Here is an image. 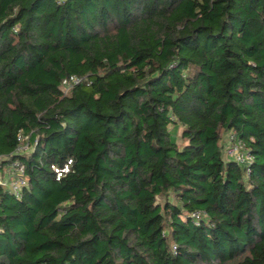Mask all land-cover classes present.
I'll list each match as a JSON object with an SVG mask.
<instances>
[{
  "label": "trees",
  "instance_id": "1",
  "mask_svg": "<svg viewBox=\"0 0 264 264\" xmlns=\"http://www.w3.org/2000/svg\"><path fill=\"white\" fill-rule=\"evenodd\" d=\"M16 164L0 264H264V0H0Z\"/></svg>",
  "mask_w": 264,
  "mask_h": 264
},
{
  "label": "built area",
  "instance_id": "2",
  "mask_svg": "<svg viewBox=\"0 0 264 264\" xmlns=\"http://www.w3.org/2000/svg\"><path fill=\"white\" fill-rule=\"evenodd\" d=\"M82 80L83 78L81 77L72 76L65 84V93H67L74 85L80 84ZM225 147L226 155L229 159L242 165L249 164L252 161V156L242 150L240 144L234 141L233 134L227 136ZM53 169L57 174V179H60L64 174H67L70 171V162L63 168L53 167ZM26 184L27 181L24 177V168L18 164L14 166V169L8 170L6 174L0 175V185L8 187L18 197ZM195 216L196 218L199 217L198 214H195Z\"/></svg>",
  "mask_w": 264,
  "mask_h": 264
},
{
  "label": "rangeland",
  "instance_id": "3",
  "mask_svg": "<svg viewBox=\"0 0 264 264\" xmlns=\"http://www.w3.org/2000/svg\"><path fill=\"white\" fill-rule=\"evenodd\" d=\"M227 140V139H226ZM25 147V144L23 145V148ZM225 149H226V147H225ZM226 154V153H225ZM226 158H229L227 155H226Z\"/></svg>",
  "mask_w": 264,
  "mask_h": 264
}]
</instances>
